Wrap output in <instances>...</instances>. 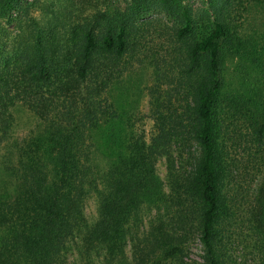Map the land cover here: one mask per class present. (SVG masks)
Listing matches in <instances>:
<instances>
[{"label":"trees","instance_id":"trees-1","mask_svg":"<svg viewBox=\"0 0 264 264\" xmlns=\"http://www.w3.org/2000/svg\"><path fill=\"white\" fill-rule=\"evenodd\" d=\"M58 1L69 10L87 4ZM35 2L0 0V18ZM153 6L173 20L179 68L156 70V133L147 142L130 130L124 95L116 92L134 22ZM207 8L200 20L184 0H130L114 13L97 8L61 31L35 30L20 66L0 71V145L18 101L45 123L6 168L0 264H65L77 234L83 258L101 250L107 264H190L195 239L201 264H264V170L257 168L245 220L227 182L234 171L228 144L244 140L257 144L255 158L264 153V27L244 30L247 13L264 15V0H208ZM92 147L105 168L93 163ZM171 148L167 192L156 163ZM91 191L98 206L89 223L84 205ZM144 207L159 210L145 229L138 225ZM244 241L251 257L235 250Z\"/></svg>","mask_w":264,"mask_h":264},{"label":"rangeland","instance_id":"rangeland-1","mask_svg":"<svg viewBox=\"0 0 264 264\" xmlns=\"http://www.w3.org/2000/svg\"><path fill=\"white\" fill-rule=\"evenodd\" d=\"M27 1L36 2L34 6L11 11L8 16L0 18V71L5 74L9 73L8 70L12 68L13 70L18 68L20 58H24L29 53L30 44L35 40V30L54 26L56 30L61 31V26L69 19H82L97 8L110 13H114L115 10L125 11L130 2V0H85L84 3L87 4L80 6L78 10H69L68 5L63 1ZM184 2L186 6L192 9L193 16L197 20H200L202 14L208 10V0H184ZM244 23V30L262 29L264 27V15L251 10L246 14ZM172 27L173 20L158 6H153L144 16L135 20L129 49L123 58V75L121 80L119 79L120 89L116 94L121 92V94L123 93L122 96L124 95V105L126 104L127 110L126 123H128L130 130H133V134L142 136L147 142H152L156 133L150 103V91L155 84L156 70L162 69L164 73L171 74L179 68V48L173 41ZM54 36V42L60 43V35L56 33ZM166 80L165 87L172 90L174 87L173 80L169 78ZM172 93L175 94L173 91ZM180 96H182L181 93ZM12 114L13 125L4 143L0 145V188L3 183L9 180L6 175V168L10 166V162L15 161V152L19 146L25 139L45 127L44 121L23 101H18L12 107ZM87 145L89 144L87 143ZM256 145L238 139H235V143L232 145H227L230 168L232 167L234 170L227 181L229 182L228 189L231 194H235L236 201L240 205L239 218L244 220L252 189L256 185V177L259 176L257 168L260 167L261 170H264V153H257L255 158ZM171 149L170 157L167 154H162L156 163L158 175L167 192L170 190L167 183L170 172L168 162L173 160L172 153L174 152L173 148ZM91 150L93 163L96 167L105 168L107 160L94 147ZM164 205L161 206V212L166 209ZM97 206L98 195L95 191H91L84 205V217L87 222L92 223L96 219ZM176 207H178L176 204H170L168 209L173 210ZM158 211V207L142 208L139 213L141 219L138 221V225L141 223L142 228L145 229L158 214ZM242 235H246L245 230ZM79 236L80 234H77V239H73L74 237L70 239L69 247L66 250L67 260H65V264H86V260H89L87 264H107L101 250L93 252L87 259L83 258L79 251ZM239 246L235 249L236 251L240 252L242 256L251 257L249 254L251 246L249 247L246 241ZM201 254L202 246L195 239L188 246L186 260L190 264H201Z\"/></svg>","mask_w":264,"mask_h":264}]
</instances>
